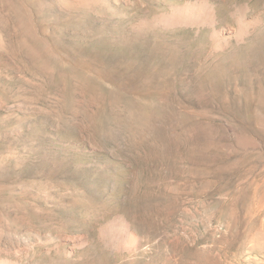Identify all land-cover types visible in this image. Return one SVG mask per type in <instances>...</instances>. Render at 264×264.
<instances>
[{
	"label": "rangeland",
	"instance_id": "obj_1",
	"mask_svg": "<svg viewBox=\"0 0 264 264\" xmlns=\"http://www.w3.org/2000/svg\"><path fill=\"white\" fill-rule=\"evenodd\" d=\"M0 264H264V0H0Z\"/></svg>",
	"mask_w": 264,
	"mask_h": 264
}]
</instances>
